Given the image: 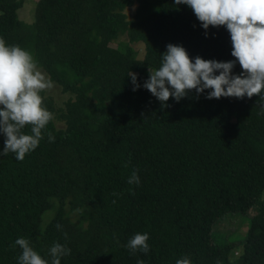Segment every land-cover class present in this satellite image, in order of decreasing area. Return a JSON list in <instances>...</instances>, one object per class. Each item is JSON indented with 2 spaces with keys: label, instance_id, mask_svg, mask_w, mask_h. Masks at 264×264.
Masks as SVG:
<instances>
[{
  "label": "trees",
  "instance_id": "obj_1",
  "mask_svg": "<svg viewBox=\"0 0 264 264\" xmlns=\"http://www.w3.org/2000/svg\"><path fill=\"white\" fill-rule=\"evenodd\" d=\"M134 3L129 20L123 10ZM22 4L0 0V38L30 52L68 97L56 104L40 93L54 118L23 161L3 154L0 132V264H19L21 248L10 247L18 238L48 264L54 243L71 249L61 264H264V100L193 89L162 107L143 87L170 43L193 62L235 61L239 75L226 26L205 30L174 0H37L29 24L17 16ZM121 34L143 43L142 58L112 45ZM133 171L139 185L127 182ZM251 207L238 241L214 240L219 218ZM136 233H148L147 254L126 247Z\"/></svg>",
  "mask_w": 264,
  "mask_h": 264
},
{
  "label": "clouds",
  "instance_id": "obj_2",
  "mask_svg": "<svg viewBox=\"0 0 264 264\" xmlns=\"http://www.w3.org/2000/svg\"><path fill=\"white\" fill-rule=\"evenodd\" d=\"M174 4L189 6L205 30L209 25L226 26L232 43L231 55L239 62L242 72L232 73L235 61L231 60H206L197 56L193 62L182 46L170 43L162 54L161 66L149 71L143 87L161 102L162 107L170 96L179 102L193 89L197 95L211 89L208 99L251 98L255 94L264 100V0H174ZM128 75L135 91L141 86L137 75L131 72ZM52 87L53 82L38 70L30 52L7 45L0 38V132L6 137L3 154L15 153L16 159L23 161L27 153L38 147L43 138L42 130L54 118L43 106L40 93ZM26 126H30L31 134L23 131ZM48 140L54 142L55 137L48 133ZM127 182L139 185L136 171ZM64 235L67 238V234ZM148 239V233H136L126 247L133 253L147 254ZM16 245L22 250L19 264H48L27 239L18 238L10 247ZM70 252L65 245L54 243L48 250L51 264H61V257ZM137 264L144 262L138 260ZM176 264H191V261L185 257Z\"/></svg>",
  "mask_w": 264,
  "mask_h": 264
},
{
  "label": "rangeland",
  "instance_id": "obj_3",
  "mask_svg": "<svg viewBox=\"0 0 264 264\" xmlns=\"http://www.w3.org/2000/svg\"><path fill=\"white\" fill-rule=\"evenodd\" d=\"M37 0H23L22 6L17 10V16L18 18L25 22V23H32L34 21V13H35V6H36ZM137 7V3H134L132 6L125 7L123 12L125 13L127 19H132L133 15L135 13V9ZM1 12V11H0ZM124 43H128L130 46H132L136 52L137 58H142L144 54V45L142 42H129L128 37L125 34L119 35L116 39L112 41V45L116 48H120ZM39 71L44 74L46 78H48V75L46 72L40 68L37 67ZM44 95L51 97L56 104H62L64 100L68 97L67 93H63L61 91V87L53 82V87L51 89H48L46 91H43ZM57 127L63 126V123L61 121H55ZM262 199L264 200V193L262 195ZM68 216L74 220L78 221L79 216L77 211H70L67 209ZM256 212V207H251L246 214L241 213H234V214H226L223 217L219 218L218 221L213 226V238L217 242H224V241H238L240 237L245 233L248 225L249 217ZM54 213V208L49 209L45 212L43 215V224L51 218V216ZM240 247H236L233 249V255L237 256Z\"/></svg>",
  "mask_w": 264,
  "mask_h": 264
}]
</instances>
